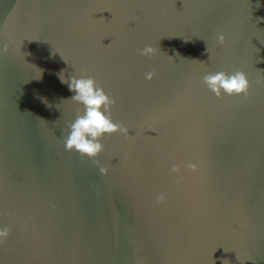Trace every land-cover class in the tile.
I'll list each match as a JSON object with an SVG mask.
<instances>
[{
	"label": "water",
	"instance_id": "95a60500",
	"mask_svg": "<svg viewBox=\"0 0 264 264\" xmlns=\"http://www.w3.org/2000/svg\"><path fill=\"white\" fill-rule=\"evenodd\" d=\"M81 73L129 130L106 175L63 144ZM0 226V264H264V0H0Z\"/></svg>",
	"mask_w": 264,
	"mask_h": 264
},
{
	"label": "clouds",
	"instance_id": "9594fccd",
	"mask_svg": "<svg viewBox=\"0 0 264 264\" xmlns=\"http://www.w3.org/2000/svg\"><path fill=\"white\" fill-rule=\"evenodd\" d=\"M218 44H223L224 35L218 34L216 37ZM141 56L152 57L157 49L151 44L145 45L137 50ZM152 72L145 74L146 80H151ZM61 83H65L69 92L73 93L70 99L80 105L75 118L62 130L64 148L67 151L76 152L81 158L91 160L98 165L99 172L106 175L108 169L100 166V161L96 157L104 150L101 143L105 135L119 133L127 136L129 130L112 119V110L115 100L105 89L99 85L96 79L85 73L79 75H69L61 78ZM202 83L217 98L222 95L247 94L249 81L246 74L241 70L226 72L223 70L208 72L202 76ZM187 167L195 169V164H188ZM171 172L178 173L179 167L172 164ZM166 199L163 193L156 196V202L161 203ZM10 228L0 226V242L9 236Z\"/></svg>",
	"mask_w": 264,
	"mask_h": 264
}]
</instances>
